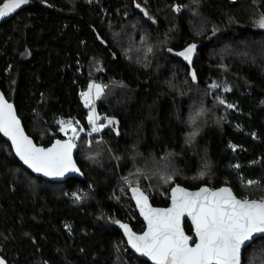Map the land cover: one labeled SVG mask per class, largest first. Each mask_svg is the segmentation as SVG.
Listing matches in <instances>:
<instances>
[{"label":"trees","instance_id":"1","mask_svg":"<svg viewBox=\"0 0 264 264\" xmlns=\"http://www.w3.org/2000/svg\"><path fill=\"white\" fill-rule=\"evenodd\" d=\"M261 12L264 0H29L0 18V89L39 144L66 139L60 121L83 129L74 142L84 176H35L0 134V258L151 264L117 227L126 214L112 191L127 183L152 191L155 206L168 205L176 184L264 199ZM189 44L190 64L176 55ZM92 79L104 86L97 114L116 122L101 133L90 132L81 95ZM185 230L195 238L187 220ZM243 264H264V236L245 248Z\"/></svg>","mask_w":264,"mask_h":264},{"label":"snow or ice","instance_id":"2","mask_svg":"<svg viewBox=\"0 0 264 264\" xmlns=\"http://www.w3.org/2000/svg\"><path fill=\"white\" fill-rule=\"evenodd\" d=\"M28 3L29 0H7L0 8V18ZM180 10V6L175 8V11ZM255 23L264 29V12L259 14ZM196 47L195 44H189L176 55L183 57L190 64ZM147 50L151 52L152 48ZM168 51L173 50L169 48ZM191 76L195 81V71ZM210 87L218 88L220 85L212 84ZM93 88L96 99L104 92V86L89 84L88 91L81 93L87 107H91ZM224 90L230 89L225 87ZM218 103L229 109L234 107L233 104H226L224 99H219ZM203 114L204 109L201 108L197 115ZM103 120L107 123L98 124L95 109L89 112L87 121L91 126L90 132L100 133L116 123L108 117H103ZM60 130L66 135L70 130L72 135L64 140H56L51 147H38L25 135L13 105L0 95V132L11 139L16 155L35 172L44 176L62 177L66 172L79 171L72 157L76 148L74 141L79 139L78 129L68 122L67 127ZM196 134L192 132L190 137ZM203 175L201 172V176ZM170 179L171 176L165 177L166 181ZM247 183L253 185L258 182L249 180ZM132 192L136 196L141 214L147 220V230L137 235L127 224L120 221L116 223L124 229L131 246L142 255L148 256L154 264H241L242 246L252 241L254 234H264V199H237L228 187L217 190L201 187L193 193L177 185L172 189V207L167 209L152 208L147 203L148 197L139 187L132 188ZM75 199L79 200L80 196L77 195ZM185 214L191 217L194 224L196 240L191 244L192 237L186 235L181 227ZM0 264L6 262L0 258Z\"/></svg>","mask_w":264,"mask_h":264},{"label":"water","instance_id":"3","mask_svg":"<svg viewBox=\"0 0 264 264\" xmlns=\"http://www.w3.org/2000/svg\"><path fill=\"white\" fill-rule=\"evenodd\" d=\"M0 95H3L4 99L7 100L8 103H10V104L13 105V108H14V111H15V115H16L17 118L19 119V121H20V125H21V127L23 128L25 135H27L28 137H30V138L32 139V141H33L34 144H36L38 147H45V148H47V147H51V145H52L53 143H55L56 140L53 141L51 144H49V145H47V146L37 143V142L34 140V138H33L32 136H30V135L27 133V131L25 130V127H24V125H23V122H22L20 116L18 115V112H17V109H16L14 103L11 102V101L6 97L5 93H4L1 89H0ZM0 134L2 135V137H4V138L6 139V141H8V142L10 143L11 148H12V150H13V153H14V155L16 156V158L19 160V162H20V163H21L26 169H28L33 175L38 176V177H41V178L46 179V180H49V181H53V182L64 181V180H66V179H68V178H71V177H77V178H83V177H84V176H83V172L81 171V169H80V167H79V165H78V163H77V161H76L77 148H75V149L73 150L72 157H73V160H74V162H75V164H76V167L79 169V171H70V172H66L65 175L62 176V177L44 176L42 173H37V172H35L33 169L29 168L28 165L24 164V162L19 158V156L16 155L15 148H14V146H13V144H12L11 139H10L9 137L5 136L2 132H0ZM57 140H64V139H57ZM177 185H178V184L172 186V188L170 189V193H169V194H170V196H169V203H168V205H166V206H155V205H153V204L151 203V198L147 195V193H146L143 189H141L140 187H139V188L144 192V195H146V196L148 197V201H147V203H148L152 208H154V209H167V208L172 207V199H171V196H172V189H173L174 187H176ZM135 187H138V186H132V187H130V195H131L132 200H133V203H134V205H135V207H136L137 213H138V215H139V217H140V219H141V221H142V223H143V225H144V230H143L142 232H136V231L132 228V226H131L129 223L124 222V221H120V222H121L122 224H127V225L132 229L133 232H135L137 235H140V234H142L144 231L147 230V226H148V224H147V220L145 219L144 215L141 214V209H140V206L137 204L136 196H135V194L132 192V188H135ZM179 187L184 188V189H186L188 192H193V193H194V192H197L201 187H208L209 189H212V190H217V189H219V188L228 187V188H230V189L232 190L233 195H235V197H236L237 199H242V198L238 197V196L235 194V192L233 191V189H232L229 185H223V186H219V187H213V186H211V185H202V186H200V187H198V188H195V189H190V188L184 187V186H182V185H179ZM248 200H258V201H259V199H248ZM186 220L189 221V223L191 224L192 229H193V232H194V236H195V238H193V237L191 236V237H192V241H190V244H191V243H193V241L196 240V235H195V230H194V224H193V222H192L191 217H189V216H187V214H185V216L182 218V221H181V227H182V229H183V231H184V233H185L186 235H188L187 232H186V230H185V221H186ZM117 227H118V229L122 232V234H123V236H124V238H125V240H126V242H127L128 247L130 248V250H131L132 252H134V253H135L139 258H141L142 260H144V261H148V262H150L151 264H154V261H152L148 256L142 255L141 253L137 252V251L131 246V244L128 242V236H127V234L125 233L124 229H123L122 227H120V224H117ZM188 236H190V235H188ZM260 236H264V234H254L252 241L246 242L245 245L242 246V249H241V264H243V253H244L245 248H246L250 243H252L255 239H257V238L260 237Z\"/></svg>","mask_w":264,"mask_h":264},{"label":"built area","instance_id":"4","mask_svg":"<svg viewBox=\"0 0 264 264\" xmlns=\"http://www.w3.org/2000/svg\"><path fill=\"white\" fill-rule=\"evenodd\" d=\"M123 180H124L123 177H121L119 179V182H123ZM119 193L121 194L122 198H120ZM146 193L150 198L154 195V193L152 191L146 192ZM112 197L116 202H118L122 206V208L125 211L126 221H124V222H127L130 225H131V223H136L137 222V217L135 215L136 207H135L133 200H132V197L130 195V188L126 187V186L125 187L117 186L116 189H114L112 191ZM126 199H127V201H126ZM131 204H133L134 206H131ZM136 212H137V210H136Z\"/></svg>","mask_w":264,"mask_h":264},{"label":"rangeland","instance_id":"5","mask_svg":"<svg viewBox=\"0 0 264 264\" xmlns=\"http://www.w3.org/2000/svg\"><path fill=\"white\" fill-rule=\"evenodd\" d=\"M7 3V2H6ZM3 7V5L0 7V8H2ZM258 17L259 16H257V19H258ZM257 26V25H256ZM196 45V44H195ZM183 51V50H182ZM181 52V51H180ZM194 53H195V51L193 52V54H192V58H193V56H194ZM183 58V57H182ZM184 59V58H183ZM100 84V85H102L103 86V82H101V81H98V80H95V79H92L91 81H90V84ZM86 91H88V89L86 90ZM86 91H84V92H86ZM83 97V96H82ZM83 100H84V98H83ZM95 102H96V98H95V89L93 88V90H92V99H91V107H89V112H91L93 109H95ZM95 114H96V116H97V118H98V124L99 123H107V121L106 120H104V121H102V117L100 116V115H98L97 114V112H96V109H95ZM64 122L65 123H63V124H61V128L62 127H67V124H68V122H71L72 123V125L73 126H75V127H77L75 124H74V122L72 121V120H64ZM78 129V128H77ZM78 132H79V134L81 133V131L78 129ZM65 136H66V139L69 137V136H71L72 135V133H71V131L69 130L68 132H67V135L64 133V132H62ZM101 133V132H100ZM121 184H122V182H121ZM130 183H127V186L129 185ZM126 186V187H127ZM120 187V186H119ZM151 189V188H150Z\"/></svg>","mask_w":264,"mask_h":264}]
</instances>
